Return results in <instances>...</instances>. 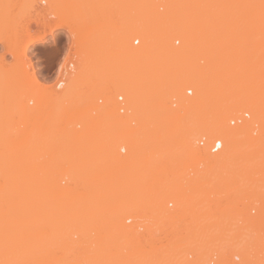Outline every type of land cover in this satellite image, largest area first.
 Masks as SVG:
<instances>
[{"label": "bare ground", "instance_id": "bare-ground-1", "mask_svg": "<svg viewBox=\"0 0 264 264\" xmlns=\"http://www.w3.org/2000/svg\"><path fill=\"white\" fill-rule=\"evenodd\" d=\"M145 1L136 0V7L130 8L129 11L127 10V13L122 12V17L117 16L119 18L118 21L115 19L116 21L109 23L108 34L105 37L108 44L105 43L106 47H108L106 51L111 54L109 72L103 76H98L95 73L96 75L94 76L91 67L97 61L93 59L94 64L91 65L93 57L91 59L88 57L91 62L86 61L87 65H84V71L71 79V91L66 93V96H60L62 99L58 96V98L55 97L56 93H52L47 98L49 105L60 109L66 107L67 103H72L75 107L81 108L88 103V92L92 91L90 87L92 88V86H96L102 82L108 83L111 87H118L120 91L125 92L128 114L121 121L118 129H120L123 143L127 148L126 155L116 156L113 150L107 149L102 152L97 147L96 157L92 158L91 155L87 157V155V158H85L84 153L86 149L83 138L76 134V129L67 128L68 126H66L65 122L59 119L54 122L42 121L37 118L36 112L32 114L35 120H30V123L24 120L23 112L18 118L19 120L10 121L8 120V110L5 106L4 116L0 118V141L2 144L5 146L9 145L11 141L15 142L20 137L25 143L30 141L28 145L32 147V150H36L40 144H46L53 158L57 157V159L42 163L38 159L40 156L38 157V154H36L29 161L24 162L21 159L23 164H49L51 166L54 164H73V171H75L73 174L75 173L76 175L73 178L76 185H81L82 187H86L85 185L86 183L88 184L89 180H102L103 178L116 177L115 175L128 178V183H135L137 180H140L141 184L137 187L121 185L111 186L107 189L102 188L101 191L105 196L107 195V200L99 202L92 199L93 194H97L96 192H98L93 187H90V191L86 193L74 192L76 194L69 197L64 194V201L61 204L62 206L60 205L59 210L56 208L55 202H49V200L39 202L40 197L38 193L41 192L39 184L37 187L35 186V181L33 182L32 180L33 178L30 181L28 179L26 183H29L28 186L30 187L26 186V188L37 190L34 191L37 196L34 197L35 199H32L33 203L35 201L32 205H37V201L40 206L37 219L32 218L28 213L21 210L23 206L21 202V205L20 203L14 204V197L20 194L21 186L17 185L18 187H15L13 185V187L10 185L13 190L6 186L3 197L8 202L12 200L13 204H11L13 207L15 205L16 208L12 207L13 210L4 212L0 221L1 256L6 253L7 249H15L18 243L22 244L21 240L23 241L25 238L29 243H38L40 246L46 245L43 248L42 246L39 247L41 248L39 250L36 248L37 252L33 250L34 244H31L33 249L30 252L40 253L41 260L39 264H82L81 261L83 260L86 264H134V259L139 254L145 255L146 258L149 257L147 260L148 264H200L198 260L203 255V250H201L203 247L200 240L202 237V242L206 244H208V241L210 242L211 235L208 239V234L210 233H208L207 229L212 225L211 221L215 220L216 222L213 225L222 230L226 224L224 221L230 222L231 220L235 222L244 221V227L254 229L255 233H257L258 229L264 228V217L258 219L257 222H251L252 220L248 218L250 220L248 222L244 215L241 216V214L234 210L231 202H227L223 208L220 206L222 201L220 199L222 198L220 196L221 193L226 196L223 201H228L229 196L231 197L235 193L236 195L233 196L236 197L238 195L237 192L240 194L243 188H248L238 186V180L228 177L234 165L245 163L247 166L254 168L261 167L258 170L252 168L249 176L252 179L254 178L255 181V173H258L259 176L256 180L264 181V73L261 77L259 75L255 80L254 76L257 77L259 71L254 75L252 71H256L257 68L255 70L252 69L249 70L252 77L248 78V80L252 79V81L248 84V81L245 79V76L247 78V68L250 67L248 64L259 65L257 67L260 70V65L263 68L262 61L260 63V60H257L254 61V63H257H252L251 53L252 57H254V54L250 51V48H253L254 42L249 47L252 40L249 44H247L248 41H244L245 35L249 32L246 30L249 24L243 23V25L239 21L242 26H237V15H240L237 12L238 8L235 11L236 15L232 17H230L231 13H228V16L224 12L225 1H229L228 5L231 8L234 4L233 8H235L236 5H239L237 4L239 0H179L178 3L187 8V12L180 16H177L178 14H175V16L171 15L173 11L171 14H168L169 11H167V15H161L159 13L156 14L152 10L151 12L148 9L145 10L144 7L149 3ZM258 3H261L262 7H264V0H258ZM232 10V13L235 14L234 9ZM221 14H223V17ZM219 17H221V21ZM234 20H236L235 23H231ZM227 24L229 26L227 29L230 31V37L226 33L229 37L226 36V38L227 41H229L228 39L230 41L227 42L229 47L226 46V48H229V51L227 50L224 54L225 38L218 39L219 43H217L216 36L219 32L222 33L225 30ZM63 25L65 26L66 23L58 22V24L51 26L44 35H53L54 31L57 28L64 27ZM4 29L5 31L6 29L8 30V28ZM77 30L78 34H81V31H83L81 28ZM124 30L126 33L139 34L141 36L142 45L138 49L122 46ZM25 31L27 32L25 33L27 34V36L25 35L26 38L23 35H19L18 37L14 34L19 42H16L14 37L12 40L10 39L13 35L7 34L6 36V33H4L5 35L0 33V42L6 43L7 45H5L8 46L10 52H17L16 49L21 48L20 54L18 52L16 54L18 56L12 53L17 58L15 62H18L19 66L14 65L17 68H14L16 71L12 70L10 72L14 73L15 83H13L15 85L12 84L16 89L14 91V88L11 91L9 90L10 94L13 92L11 96L6 92V104H8V97L16 99L15 101L19 104L24 92L22 91L24 86L32 88V85L33 88L34 86L36 88L38 84V79L33 73L34 70L30 73L31 75L25 73L26 71H24V66L22 65L24 62H27L26 58L28 57L23 59V56L27 55L29 47L32 44L36 42L43 43L45 41L42 35L33 36L31 31ZM171 31L183 40V48L179 52H168L165 49L164 38L166 33ZM221 33L220 36L223 34ZM262 34L260 33L261 43L264 42V34ZM247 36L245 39H247ZM217 38H219V35ZM220 40H223V44H221ZM257 42L255 41V44ZM81 45L80 54L83 55L89 49L86 47L84 49L83 45L85 44H82V41ZM220 48H222L223 52L220 54L222 57L219 55ZM199 52V56H202L201 59L209 62V66L213 65L212 70L211 68H209L210 70L198 68L199 58L196 55ZM214 53H218L216 54L217 56H213ZM215 57L216 62L220 58L218 62L219 66L224 64L229 65L227 67H230L232 70L231 76L228 72L229 69L227 70L228 75L227 72H224L222 76L217 73L219 68H217L216 62L213 64ZM243 67L247 70V72H244L245 76L241 74V71L243 72L244 70ZM179 71H181V74L179 73L180 76H178ZM241 75L244 77L243 80H246L245 82L242 81ZM26 76L28 79H31V83H29L30 80L28 79L26 80L28 84L25 82L24 78H27ZM232 76L235 78L233 79ZM7 79V81L10 80L9 78ZM177 82L191 84L195 90L194 98H190V100L189 98H185V96H181V99L177 101L179 96L176 97V93L178 95L179 91L173 85L174 83L177 84ZM9 86L11 85L9 84ZM83 87H85V91L82 89ZM32 89L31 91L33 92ZM233 92L236 94L231 96ZM97 93L101 95L105 92L98 90ZM226 94L232 98L236 97L230 103V106L227 104L228 108L225 110L226 113H224L221 106L223 99L225 101ZM35 95L38 96V89L33 92L31 99H34ZM240 109H247L252 113L253 121H260V137L262 140L257 141L256 138V141H252L254 138L251 139V135H248L249 138H247V133L243 131L245 129L243 126L231 127L224 122L227 121L225 116L227 117L230 113L232 115L233 111ZM215 113L218 117L210 125L209 132L214 140L217 137L221 141V149L216 153H211L209 149L197 146L196 140L190 134L191 131H198L200 127H204V120L208 118V115L211 116ZM199 116L202 119L201 122L198 121ZM133 122L137 124V128L132 125ZM256 146L261 148L256 150ZM163 157L166 158V164H169V167L154 171L147 170L144 167L154 166V164L162 162ZM177 158L181 159L183 163L187 162V164H202L205 168L203 167L201 174L198 170L199 173L195 171L196 169L192 170L190 168L189 170H192L193 176H187L189 173L186 167H181L182 171H180L181 168L174 170L173 165L171 166L172 162L173 164L175 161L178 162ZM4 160L6 158L1 157L0 162H5ZM131 164H138V168L133 169ZM14 165H17L16 162H14ZM215 168H217L216 175L214 172ZM213 174L217 178L216 181L212 180ZM37 177L39 175L36 176V182L39 180ZM257 183H254L256 184L255 186L249 187L251 189L250 192L252 191V193L261 195V199L263 198L262 202L264 203V183ZM178 185H180L179 192L177 191L178 194L180 193V197H186L181 199L183 207L180 213L169 215L160 206V202L157 201V194L159 192L169 193V189L177 188ZM191 190H193L192 194L190 193ZM117 191L120 194L116 193ZM215 194H217L215 196L216 199L211 198ZM111 199H115L116 201H112ZM215 201L218 203L216 204ZM127 204H130L131 207L133 205V209L135 207L136 210L139 209L142 212L145 219L150 221L149 225L147 224L148 226H161L167 221H173L178 226L183 223L181 227L174 230L175 237L169 239L170 246H150L148 249L144 248L141 240H138L137 235L128 232L126 229L124 230L114 220L113 215L117 211L118 206ZM115 206L116 211H114ZM7 207L10 209L9 206ZM23 212L27 216L22 214ZM218 215L221 219L217 218ZM53 219V226L51 222L49 223L50 225L47 223L51 226L50 228L63 226L68 229V233L56 235L54 232L47 233L39 229L40 225L42 226V224H45L49 220L53 221ZM209 223H211L210 226H208ZM190 225H194L195 227L192 228ZM3 227L5 230H3ZM14 228H18L19 232L16 233L13 230ZM219 229H217L216 235L222 233ZM4 231L6 232L4 233ZM73 235L77 236V241L73 240ZM187 239L194 242V256L191 259L185 256L187 245L184 241ZM51 245L53 246L49 247ZM25 247L28 248V245H25ZM77 247L85 249L82 253L83 255L76 253ZM197 255H200V257L198 256V259H194Z\"/></svg>", "mask_w": 264, "mask_h": 264}, {"label": "rangeland", "instance_id": "rangeland-1", "mask_svg": "<svg viewBox=\"0 0 264 264\" xmlns=\"http://www.w3.org/2000/svg\"><path fill=\"white\" fill-rule=\"evenodd\" d=\"M123 1H125V2L128 1V2L125 4V2L123 3ZM151 1H152V3H151ZM235 1H238V0H235ZM240 1H241V4H240ZM135 2H136V0H0V33H2V34L6 33V36H7V34L13 35L10 37V39L12 40V38L14 37L16 42H19V40L15 38L16 35L18 37H19V35L20 36L23 35V37L26 38L25 35L27 36V34H25V33H27V32L25 30H29V32L31 31L33 36H38V35L43 36L42 38L45 42H43V43L36 42V43L32 44L29 47L27 55L23 56L24 58L22 57L23 59H25V57H28V58H26L27 62L23 61L24 64L22 65V66H24L23 69H24V71H26L25 73L27 75H31L30 73H32V71L35 69H40L41 73L46 74V75H50L55 70L56 65L60 61L62 54H64L66 57L69 54H73L75 57L74 68H73L71 74L68 75L69 78H67V84L63 90H61L59 93L57 92V94H55V97H57V96L60 97L62 95L66 96V93L71 91L70 90L71 89V85H70L71 79H73V77L75 75H80L81 72L84 71V65H87L86 61H90L89 58L91 59L93 57L91 59L92 60L91 65L94 64V61H97L95 63L96 66L92 65L93 68L91 67V70H92V73L94 74V76L96 74L98 76H103L104 74H106L107 72L110 71V63L109 62H110V57H111L110 55L111 54L107 53V51H106V49L108 47H106L107 40L105 39L106 35L108 34L107 33L108 27H109L108 25L112 21H116L115 19H117V21H118L119 20L118 17L119 16L122 17V15H123L122 12L127 13V10L129 11L130 8L136 7ZM145 2L146 3L149 2V3H148V5L145 4L147 6L144 5L146 8L143 6L144 9L145 10L148 9V10H150V12L152 10L156 14L159 13L161 15H163V14L167 15V11L170 12V13L168 12V14H171V12L173 11L175 13L172 12L171 15L175 16V14H178L177 16H180V15H183L185 12H187V8L178 3L179 0H146ZM238 2H237V4H239L238 6L236 5V7L233 8L234 7V4H233V6L231 8L228 5L229 1H225L226 6H228V7H227V9H226V6L224 7V10H225L224 12L227 13L228 16L231 13L230 17H232V16L236 15L235 11L237 8H238V10H240V11L237 10V12L240 13L239 16L237 15L238 18L236 17L237 18L236 20H238L237 26H242L239 21H241L242 24L243 23L249 24V26L246 25V26H248L246 28V30H247V32L248 31L250 32V33L248 32V34H247L250 36L245 35V37L247 36V39H245V37H244V41L245 42L248 41L247 44H249L252 40V43L249 45V47L252 46V44L254 42L253 48H250V51L253 52V54H254V57H252V53H251V59L253 60L252 63H254V61L260 60V63L262 61V67H263V68H261V65H260V70H258L259 65H257L258 66L257 67L256 65H253V64L250 65V63H249L248 65L250 67H248L246 65L248 67L247 68L245 66L248 69V72H247L246 68L243 67L244 70H243V72L241 71V74L244 75V72H247V78L245 75L244 76H245V79L248 81L247 83L249 84L252 81V79L248 80V78H250V76H251V74L249 73V70H252V69L255 70L257 68L256 71H252V73H254V75H256L257 71H259L258 76L257 77L254 76L255 80L259 77V75L261 77L262 74L264 73V71H263L264 70V65H263L264 64V62H263L264 61V44H263L264 42L261 43L262 40H260V38H261L260 33L262 34V32L264 31V25H262V24H264L263 23L264 17H262V15H264V11H263L264 7H262L261 3L260 4L258 3V0H239ZM178 4H179V6H178ZM232 9H234L235 14L232 13L233 12ZM239 13H237V14H239ZM221 15L223 17V14H221ZM219 18L221 21L222 20L221 17H219ZM219 18H218V20H219ZM236 20L232 21L231 23H235ZM60 21H61V23L65 22L66 25L65 26L63 25L64 27L57 28L54 31L53 35H51V36H49V35L45 36L44 35V33L47 32L51 26L58 24V22H60ZM229 23H230V21H229ZM228 24H227V27L225 28V30L222 31L223 34L221 32H219V34H217V36H216L217 43H219L218 39L225 38L224 39V41H225L224 45L225 44L226 45L223 48L224 54L227 52V50L229 51V48H228L229 45L227 42H229L230 39H228L229 41H227V38H226V36L228 34H229L228 36L230 37V31H228V29H227L229 27ZM4 28H8V30L6 29V31H5ZM78 28H81L83 30V31H81L82 32L81 34H78L76 32V31H78L77 30ZM224 32H225V34H224ZM220 33L223 36L222 35L220 36ZM226 33H228V34H226ZM14 34H16V35H14ZM218 35H219V38H217ZM136 38L139 39V42H138V44L134 45L133 40ZM263 39H264V37H263ZM21 41H23V40H21ZM81 41H82V44H85V45H83L84 49L86 47L89 49L90 52L86 49L88 52H86L83 55L80 54L81 48H82ZM220 41H221V44H223L222 43L223 40H220ZM255 41L256 42L259 41V42H257L255 44ZM122 42H123L122 43L123 47H129L132 49H138L142 45V39H141V36L139 34L138 35L129 34V33H126L125 30L123 32ZM5 44L0 42V102H1L0 103V118H2L4 116L3 113L5 112V106H6V108L8 110V115H7L8 120H10V121L19 120L18 118L20 117V115L23 112L24 113V120H26L27 122L30 123V120H32V119L35 120V118L33 117L32 114L28 115L26 113V111H28V105H27L26 100H27V97L30 99L32 98L33 92L35 90H37L35 88V86L33 88V86L31 85V87L33 89L30 88L29 86H28V88H26L24 86V89L22 90L24 92L22 94V98H20L21 101L19 102V104L15 101L16 99L11 98V97H8V99H9L7 102L8 104L5 103L6 102V100H5L6 99V92H8L10 94L9 90L11 91L14 88L13 89V91H14L16 89V87H14V85H15L14 84L15 78L13 77L14 73H10V72H12V70L16 71L14 69V68H16L15 66H19L18 62L17 63L15 62V60H17L15 55L18 53L20 54V52H21V48H18V47H17L18 50L16 49V51L18 53L17 52H10L8 50V46H6L7 44L6 45ZM164 46L168 52L169 51L170 52L171 51L172 52L173 51L179 52L183 48V40L181 38L177 37L171 31V32L166 33V36L164 38ZM226 46H228V47L226 48ZM14 49H13V51H15ZM220 50L221 51L218 50L220 52L219 55L221 53H223L222 48H220ZM12 53L15 55L13 56ZM216 54H218V53H214L213 56H217ZM199 55H200V52H199V54L196 55V57L199 58L198 64H197L198 68L199 69L205 68V70H210L209 68H211V70H212L213 65L209 66L208 65L209 62H205L204 59H201L202 56L200 57ZM16 56H18V55H16ZM85 58H87L88 60ZM93 59H94V61H93ZM217 59H218V57H217ZM214 60L215 61L213 64H215V62H216V57L214 58ZM219 60H220V58L216 62V64H217L216 66H218L217 68H219L218 69L219 71L217 70L218 71L217 73H219L222 76L224 74V72H227V70L229 69L230 71L228 70V72L230 75L232 73V70L230 67H227L229 65L224 64V65L219 66V64H218ZM255 63H257V62H255ZM258 64H259V62H258ZM23 69H22V71H23ZM214 70H216V69H214ZM228 72H227V75H228ZM6 73H8V74H6ZM179 73L181 74V71L178 72V76H180ZM219 74H217V75H219ZM232 77H233V79L235 78L234 76H232ZM7 78H9L10 80L7 81L8 80ZM241 78H242L243 82L246 81V80H243V78H244L243 76ZM24 79H25V82L27 83L26 80L28 79V77L24 78ZM28 80H30L29 83H31V79H28ZM231 80H232V78H231ZM9 84L12 87L9 86ZM173 85H174V88H177L176 90L179 91L178 95L176 93V97L179 96L177 101L181 99V96L182 97L185 96V98H189V99L194 98L195 90L191 84L184 83V82L183 83L177 82V84L174 83ZM171 86H172V84H171ZM31 89L33 90V92L31 91ZM82 89L85 91V87H83ZM189 89L191 90L190 94H188L186 92ZM90 90H95V92L96 91L98 92V90H100V91H103L105 93L111 92V94H113V93L114 94H122L124 96V99L127 102V97H126L125 92L120 91V89L118 87H111V85H109L106 82H102L101 84H97L96 86H92V88L90 87ZM12 93L13 92H11L10 96L12 95ZM233 94L235 95L236 93L233 92L231 94V96ZM226 95L227 96H225L226 97L225 101L223 99V101H222L223 103L221 106L222 111L224 113H226L225 110L228 108L227 104H229V106H230V103H232L233 99L236 97V96H234L232 98L228 94H226ZM16 103L18 104V107H17ZM175 107H173V108H175ZM30 109L33 112L32 106ZM79 109L81 110V109H83V107H81ZM18 112H20V113H18ZM244 113H248V117L242 119V121L239 123L231 124V120L237 119V117L238 118L243 117ZM211 116L208 115V118H206L204 120L206 123L204 122L205 126L203 125L204 126V127H202L203 129L200 127V129H198V131L193 130V131H191V134H190L191 137L194 138V140H196L195 143L197 144V146H199L200 148H206L207 150H208L209 144L214 140V138L211 137V134L209 132L210 125H212V122H214V120L217 119L218 115L215 113V114H212ZM9 117H11V118H9ZM225 118L227 121H224V119H222V120L231 127H237L239 125L243 126V128H245L243 131L245 133H247V138H249L248 135H251L250 136L251 139L254 138V140H252V141H256V138H257V141L262 140V138L260 137L261 136V130L259 127L260 121L259 120L253 121L252 113L250 111H248L247 109L235 110L232 112V115L230 113V115H228L227 117L225 116ZM201 120L202 119L199 116L198 121L201 122ZM135 128H137V124H136ZM0 132H1V128H0ZM215 139H217V137ZM201 140L203 141V145H199V141H201ZM8 142H5V143L7 144ZM28 143H30V141L25 143L24 140H22L20 137H19V140H17V141L15 140V142L11 141L10 144L8 143L9 145H6V146L4 144H2V142L0 141V155L3 154L1 157L6 158V160H4L5 162H2V163L0 162V221L2 220V216H3L4 212L13 210L12 209V207H13L12 200L11 201L9 200V202H8V200H5L3 197L4 191L6 190V186H8L10 189H12L11 186H13V185L15 187L17 185L21 186V188L19 187L20 191H21V192H19L20 194L14 197V200H13L14 204L16 205V203L21 202L23 205L22 209H21L22 211L28 213L32 218H36V219L38 218L39 211H40L39 210V208H40L39 203L36 201V203H37V205L35 204L36 207H35V205H32L35 203V201L33 203L32 199H35L34 197L37 196L36 192H34L36 189L32 190L31 188H28V189L26 188V186L30 187V186H28L29 183L28 184L26 183V182H28V179L30 181V179L33 178L32 180H33V182L35 181V186H37V187L39 184V187L41 190V192L38 193V196L40 197L39 202L48 201V200H49V202H55L57 205L56 208L59 210H60V205L64 201L63 200L64 194H66L69 197V196H72L73 194H76L74 192H85L86 193L87 191H90V187H93L98 192H96L97 194H93L94 196L92 199L94 201L99 202V201L107 200V198H106L107 195L105 196L103 194V192L101 191L102 188L107 189V188H110L111 186H121V185H128V186L137 187L139 184H141L140 180H137L135 183L134 182L128 183L127 182V181H129L128 178L115 175L116 177L103 178L102 180L101 179H99V180H93L92 179L91 181L89 180L88 184L86 183V185H85L86 187H82L81 185H80L81 186L80 187V186L76 185V182L74 180L76 175H75V173L73 174V172H75V171H73L74 170V168L72 167L73 164H71V165L70 164H63V165L62 164H54L53 166H51L49 164H23L22 163L23 161L25 162L27 160L28 161L31 160L33 155H36V154H38V157L40 156L38 159L40 161H42V163L43 162L46 163L47 161H51L52 159H57V157L53 158L52 154L49 153V151H48L49 148L46 144H44V143L40 144V146L37 147L36 150H32V147H30L28 145ZM260 148L258 146L256 148V150L260 149ZM254 151H255V149H254ZM126 154H127V151L124 155H126ZM124 155H122V156H124ZM116 156H119V155H116ZM1 157H0V161H1ZM58 158H60V157H58ZM21 159L23 161H21ZM178 159L179 158H177L178 162L175 161L174 164H173V162L171 164V166L173 165L172 167H174V170L177 168H178L177 170H179V168L184 166L188 169L189 174H187V176H190V177L193 176V172H192L193 169H196L195 171L198 170L200 172V174H201V171L203 172L202 169L204 166L202 164H187V162L183 163V161L181 162V159H179V160ZM13 161L16 162L17 165H14ZM166 161H167L166 158L163 157L162 162L160 161V162H158V164H154V166H149V167L144 166V167L147 170H151V171L164 169V168L170 166L169 164H166ZM19 163H21V164H19ZM131 165H132L133 169L138 168V166H137L138 164H131ZM140 165H143V164H140ZM145 165H148V164H145ZM190 168L192 170H189ZM252 168H254V167L247 166L245 163L244 164H236L231 168L232 172L230 171V175L228 177L229 178L232 177L231 179L238 180L239 181L237 184L238 186L240 185V186H242V188L243 187H248V188H246V189L243 188L242 189L243 191L240 194L237 192L238 195L236 197L233 196V195H236L235 193L233 195L231 194L232 196L231 197L229 196L228 201L224 200L225 203H224L223 199L226 198V196H224L223 193H221L220 196H222V198H220V199H222V201H221L220 206L223 208L227 202H231V206L234 208V210L236 212H238L239 214H241V216L244 215V217H246L248 222H250V220H252L251 222H253V221L257 222L258 219H260L261 217H264V214H263L264 203L262 202L263 198L261 199V197H262L261 195H257L255 193H252V191L250 192L251 189H249V187L255 186L256 184H254V183L258 182L257 184H261V183H264V181L263 180H259V181L256 180V179H258V176H259L258 173H255V177H256L255 181H254V178L252 179V177L249 176V174L251 173L250 170H252ZM259 168H261V167H255L254 170L255 169L258 170ZM216 169L217 168H215V171H214L215 175L217 173ZM111 171H115V170H111ZM180 171H182V168L180 169ZM232 173H233V176H232ZM38 175H39V177H37V179H39V180H38V182H36L37 181L36 176H38ZM215 175L213 174V177H212V180L214 179L213 181L217 180V178L214 177ZM33 176L35 177V179ZM33 182H31V183L34 184ZM5 184H7V185H5ZM8 187H7V189H8ZM246 190H247V192H246ZM17 192H18V190H17ZM116 193L120 194L119 191H117ZM167 194H169V193H167ZM216 195L217 194H215L214 197L211 196V198L216 199V197H215ZM157 196H158L157 201H159L160 203L164 199H166L165 197H167L164 193H160V192L157 194ZM218 199H219V197H218ZM111 200L116 201L115 199H111ZM230 200H232L233 202ZM215 202H216V204L218 203L217 201H215ZM7 203H9V204H7ZM21 203H20V205H21ZM15 205H14V207H15ZM7 206H9L10 209ZM17 206L19 207L18 204H17ZM130 207H131L130 204H127L124 206H118V209L116 211V206H115L114 211H116V212L114 213L113 218L118 224H120L123 227L124 230H125V225L122 222L123 213L130 210ZM28 210H29V212H28ZM252 210H254V212H252ZM24 212L22 214L25 215L26 213H24ZM25 216H27V215H25ZM217 218L221 219V218H219V215ZM218 219H217V221L219 222ZM44 222H46V221H44ZM50 222L52 223V226H53L54 219H53V221L49 220L45 224L41 223L42 226L40 225L39 229L42 232H47V233L54 232V233H56V235L57 234L63 235L64 233L65 234L68 233V229L63 227V226H55L54 225L56 228L55 227L50 228L51 227V226H49ZM211 222H212V225H211V223H209L208 226H210V225L211 226L208 227V229H207L208 233H210V234H208V239L211 235V239H209L210 242L208 241V244L202 242V237L200 240V243L203 247V248H201V250H203V255L200 251L202 257H201V259L198 260V261H200V264L201 263L206 264V258H207L208 253H209L207 247L210 244L212 245V244L217 242V245L220 247L222 245H225V244L227 245V244L231 243L235 237L241 243H245V242L252 243V242H254V240L257 236L256 233L254 232V229L252 230L251 228H245L244 227V224H245L244 221H242V222L241 221L235 222L234 220H231L230 222L224 221L226 224H225V227H223V230L221 228L219 229L218 227L216 228L215 225H213V223L216 222L215 220L211 221ZM201 223H202V220H201ZM201 223H200V225H201ZM218 226H220V224H218ZM6 229H8V228H6ZM217 229L221 230L220 232H222V233H219L218 235H216ZM3 230H5L4 227H3ZM13 230L16 233L19 232L18 228L17 229L14 228ZM6 231L8 232V230H6ZM6 231H4V233ZM258 231H259V229L257 230V232ZM212 236H213V238H212ZM216 236H219V237H216ZM72 238L75 241L78 240L76 235H73ZM21 242H22V244L18 243L19 245L17 244V247L15 249H10V248L7 249L6 253L3 256H1V254H0V264H39V262L41 260V256H40V253H37L38 252L37 249L38 250L41 249L39 247H41L42 245L40 246V244L32 243V242L29 243V242H27V240L25 238L23 241L21 240ZM24 242L27 244H25ZM5 244L7 245V243H5ZM31 244H34L33 245V246H35L34 249H33V246ZM49 244H51V243H49ZM25 245H28V248L25 247ZM7 246L11 247L10 245H7ZM44 246H46V245H44ZM44 246H42V248ZM52 246L53 245H51L49 247H52ZM77 248L75 250L77 254L78 253L82 254L85 250V249H79L81 247H79L78 249ZM32 249L36 250L37 252H35V253H34V251L30 252V250H32ZM198 256L200 257V255H197L194 259H196V258L198 259ZM148 259H149V257L146 258L145 255H140V254L136 255V257L134 259V264H144V263L148 264L147 263ZM81 263L86 264V262H84V260L81 261Z\"/></svg>", "mask_w": 264, "mask_h": 264}, {"label": "built area", "instance_id": "built-area-1", "mask_svg": "<svg viewBox=\"0 0 264 264\" xmlns=\"http://www.w3.org/2000/svg\"><path fill=\"white\" fill-rule=\"evenodd\" d=\"M138 42L139 39L137 38L133 40L134 45L138 44ZM74 60L73 54H69L67 57L62 54L55 70L50 75L41 73L40 69L34 70L33 73L38 79L36 86L38 96L35 95L34 99L27 97L28 111L26 113L29 115L36 112L38 119L47 122H54L59 119L65 121L66 126L69 128L76 129V134L83 138L86 149L85 158L90 155L92 158L96 157L97 147L102 152L110 149L116 155H124L127 148L123 143L118 126L128 114V110L126 100L122 94L106 92L99 95L95 90L89 91L88 103L83 106L82 111L72 103H67L66 107L60 109L49 105L47 102L48 96L52 93L57 94L66 86L68 75L74 68ZM187 93L190 94L191 90H187ZM31 106L33 112L30 109ZM246 117H248V113H244L242 118L231 120V124L239 123ZM132 125L136 126L134 122ZM202 144L203 141H199V145ZM208 149L211 153L218 152L221 149V141L219 139L213 140ZM179 188L180 185L177 188L169 189V194L164 193L167 196L165 197L166 199L160 203L169 215L180 213L183 207L181 199L186 196L180 197V193L178 194ZM192 192L193 190L190 191L191 194ZM122 222L125 225V229L137 235L138 240L140 239L141 244L147 249L150 246H170L169 239L175 237L174 230L183 224L181 223L178 226L173 221H167L161 226H148L150 221L145 219L139 209L136 210L135 207L133 209V206L130 210L123 213ZM190 226L192 228L195 227L194 225ZM256 235L252 243H241L235 237L227 245L219 247L217 242L209 245L207 247L209 253L206 258V264H264V228L260 229ZM184 243L187 245L185 256L191 259L194 256V242L187 239Z\"/></svg>", "mask_w": 264, "mask_h": 264}]
</instances>
